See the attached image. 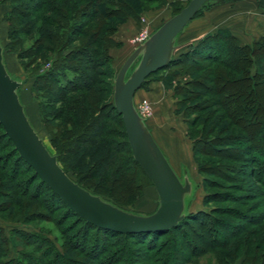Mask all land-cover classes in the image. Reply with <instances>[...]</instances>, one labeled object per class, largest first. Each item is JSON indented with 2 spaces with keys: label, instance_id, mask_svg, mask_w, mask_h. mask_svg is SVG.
Segmentation results:
<instances>
[{
  "label": "trees",
  "instance_id": "obj_1",
  "mask_svg": "<svg viewBox=\"0 0 264 264\" xmlns=\"http://www.w3.org/2000/svg\"><path fill=\"white\" fill-rule=\"evenodd\" d=\"M8 1L3 14L8 40L4 44L0 40L2 55L4 51L14 52L23 68L31 71L30 89L39 99L40 113L47 117V110L54 103L60 104L53 114L62 123L53 132L49 129L58 163L91 193L137 212L125 205L132 204L142 194V188L152 184L132 157L121 116L112 103V81L99 76L113 80L115 73L100 71L109 61V47L115 43L110 36L114 29L111 20L136 17L140 0ZM257 1L264 6V0ZM211 4L206 0L188 21ZM181 6L173 4L171 14ZM178 39L179 35L180 43ZM27 40L29 43H25ZM37 57L49 58V65L36 71ZM170 66L189 75L183 86H175L174 94L184 85L200 86L210 94L200 101L188 102L199 91L185 89L186 95L177 101L183 106L185 135L191 140V155L201 174L203 207L185 210L175 225L161 230L120 232L96 226L77 215L39 178L17 153L0 124V149L4 143L9 146L8 151H0V195L6 180L11 184L20 180L25 186L7 221L32 226L25 230L0 224V264H110L115 258L122 264H183L194 263L205 252L211 253L215 264H264V210L254 211L258 201L247 205L250 199L264 201V35L240 42L226 27L207 30L194 39L183 40L170 60L155 71ZM155 71L147 74L139 87ZM201 156L215 161L207 167L199 160ZM219 159L237 163L229 165ZM9 162L12 166L7 169ZM225 166L235 167L237 180L241 175L248 176L252 187L246 189L239 184L235 188L246 193L234 194L218 180L203 175L208 170L224 178H236L222 170H211ZM18 169L29 171V176L19 179ZM34 179L48 192L44 205L37 187L30 189ZM208 186L219 189L206 190ZM33 199L49 211V218L57 224L61 239L57 247L54 238L30 223L29 205H34L30 203ZM228 200L245 208L209 205ZM58 208H62L61 214L54 219ZM227 214L235 220L222 217ZM69 216L73 218L72 226L62 221ZM74 224L79 228L73 229ZM112 242L118 244L117 251L110 249ZM132 244H137L139 250ZM23 246L30 248L20 249Z\"/></svg>",
  "mask_w": 264,
  "mask_h": 264
},
{
  "label": "water",
  "instance_id": "obj_2",
  "mask_svg": "<svg viewBox=\"0 0 264 264\" xmlns=\"http://www.w3.org/2000/svg\"><path fill=\"white\" fill-rule=\"evenodd\" d=\"M205 1L187 0L132 48L113 76V106L121 116L132 157L157 195V204L149 213L118 207L91 193L65 172L55 153L47 148L29 122L17 93L20 80L7 71L0 43V124L17 153L84 220L115 231L133 232L166 229L184 216L192 181L186 173L179 176L174 171L136 109L133 94L147 74L170 60L174 49L180 45L177 38L181 29Z\"/></svg>",
  "mask_w": 264,
  "mask_h": 264
},
{
  "label": "rangeland",
  "instance_id": "obj_3",
  "mask_svg": "<svg viewBox=\"0 0 264 264\" xmlns=\"http://www.w3.org/2000/svg\"><path fill=\"white\" fill-rule=\"evenodd\" d=\"M210 1L212 4L216 1H225V3L230 4V7L234 9L235 7H237V4L239 3V0H210ZM137 2H138L137 4H141V5H138L139 9L136 14V17L129 16L125 18L124 20H117V19L111 20L114 22V29L111 32L110 36L115 41V43L113 46L109 47L108 49L109 61L107 62V65L105 64V66H101V69L103 70H100V71L109 72L111 70L114 73L118 65L122 61V59L125 57V55L135 46L136 42L134 40V37L138 35L139 33H141L142 30L146 32H150L155 27V25H157L159 22H161L163 19H165L171 14L173 10V4L184 5L187 2V0H140ZM8 5H9L8 0H0V40L2 44L7 42L8 40L7 23L5 19L3 18L4 12L8 9ZM252 6L259 9V11L262 10V12L264 13V6H261L257 0H252ZM211 7L212 6L210 5L208 7L203 8L201 10V14L195 16L192 19H196L200 17L203 14V11L211 9ZM185 35L186 33L183 32V34H181V36L179 37L178 40L181 43L180 45H182L183 37ZM25 43H29V40H27ZM178 49L179 48L175 50L174 52L175 55L179 51ZM3 60H4L7 71L12 76H14L15 78L21 81L18 87V94L24 106V110H25L28 120L30 121V123L32 124V126L34 127L38 135L42 138L47 148L51 152H54V149L51 145L49 129L51 130V132H53L62 123L59 118H54V114H53L54 112H57L56 110L59 108L60 104L54 103L49 108V110H47L48 116L45 117L44 114L40 113L39 111V107H38L39 99L34 97L33 95L34 93L30 89V84L32 80V75L30 74L31 71L28 69V67L23 68V66L19 62L20 60L17 58L14 52L4 51ZM49 60H50L49 58L43 59V58L37 57L35 59V62L36 64L38 63V65L35 70L40 71L43 68L47 67L49 65ZM190 75H193V73H191ZM99 77H100L99 79H102L104 81H110V80L113 81L112 77L108 78L106 75H102V76L100 75ZM188 77H189L188 74L179 72L176 69V66H170V68L168 67L166 69L165 68L159 69L153 72L152 74H150V76L147 78V81L145 82L143 86H140L136 89V92L134 95L135 97L133 101H134V105L136 109H139V104L142 99H145V101L147 102L146 107L142 109L143 112H140V114L144 117V121L146 122V124L150 126L154 134H157L158 130L160 129L161 132L163 131L165 133L166 138L168 139L169 137L166 134L167 131L173 132V133L175 132L177 133V131L180 132L181 139L183 140L182 152L177 151L178 155L176 159L173 158L171 160L174 166L173 168L176 170V173L179 174V176H181L184 172L187 174V176L192 181V192L185 202V210L192 211V210H196V209L203 207L201 204V199H202V195L204 192V188L201 185V174H199V172L197 171L196 162L192 158V155H191V150H190L191 140L185 135V127H186L185 125L186 124H185L184 117H183L184 115L182 113L183 106H180L177 101L179 97L186 95L185 89L186 90L190 89V90H195V91L200 92V94L198 92L195 98L189 99L188 102L200 101V99L210 96V94H208L200 86H196V87L192 86L191 88L185 85L182 90L174 94L175 86L176 85L183 86V84H185L184 83L185 80L188 79ZM150 81L159 82L160 91L159 90L156 91L153 95L154 96L153 98H147L146 96L140 97L138 95V91H139L138 89L145 87ZM100 85H104V83H101ZM109 96H111V94ZM192 115L193 114L191 113L189 114L190 117ZM113 125L115 127H118V125L115 123H113ZM163 127H164V130H163ZM8 149H9V146L4 143L0 151L5 152V151H8ZM206 159L207 158H205V156H201L199 158V160L202 163L209 165L207 167H211L212 165L211 161H215V160H206ZM9 161H12V160L10 159ZM219 161H228V163H230L229 165H234V166L237 163V161L235 160L219 159ZM9 164L7 166L8 167L7 169H9L12 166L11 164L10 165ZM219 168L220 169L211 168V170L215 172L222 170V172H226L228 175H234V176H228V177H236V178H230V179L224 178V176L221 177L217 175L216 173L214 174L213 172H210L208 170L204 171L203 175L209 178L218 180L222 184V187H224V189L229 190L230 192L234 194L235 193L236 194L246 193V190H238L237 188H235L237 187V185L243 184L244 187H246V189H247V186L252 185L251 184L252 180L248 176L241 175L242 177L239 178L241 180L239 179L237 180L238 177L236 175H239V174L235 172V167L234 169H230L227 166L219 167ZM23 171L19 170V172L21 173L17 175L19 179H25L29 176V171L28 172H23ZM67 173L70 175V171H67ZM36 181H37L36 179L32 180L30 189L33 190L35 186L37 187L36 188L37 191L40 192L43 199H45L42 202L44 205L45 202L48 201L47 200L48 192L42 186L36 185L37 183ZM20 183H21L20 180H17L16 182L12 184L9 180H6L3 182L4 186H2V189H1V193L3 194L0 195V224L3 225L4 227H9V225H16V226L22 227L25 230H28V229H31L32 226L19 225L16 222L7 221L11 216L10 211L16 209L17 207L16 201L17 199H19V197H21L19 195V192L23 189V187H25V186H22L23 183L21 184ZM10 189L13 190V193H10L11 191ZM205 189L212 190V189H219V188L208 186ZM6 194H9L10 197L6 196ZM45 195H46V198L44 197ZM156 199H157L156 192L153 186L149 184L142 188V194L137 199H135L132 204L125 205V207L131 210H135L137 212L147 213L154 209L156 205ZM245 199L247 200L248 198H245ZM256 201H258L259 205L257 206V208H255L254 211H261V210L263 211L264 210L263 200L250 199L247 202V205L254 203ZM31 202L34 203L35 205L37 200L33 199L30 201V203ZM217 204L218 205H234L239 208H245L244 205L238 204L231 200L223 201V202H209V205H217ZM34 205H29L30 206L29 208L30 216H31L30 223H32L36 227L35 229H39L41 230V232L43 231L47 232L46 234L50 238H54L55 239L54 242L57 247L59 245V242L61 241L57 224H55L54 221H52V219L49 218L48 216L49 211L46 210V208L40 206L39 203H38V207H35ZM61 211H62V208L61 209L58 208L57 210H55V212L53 213V218L54 219L58 218L59 215L61 214ZM222 217H226L227 219H230V220H235L234 217L228 214L223 215ZM71 219L73 218H71L70 216L67 218H64L62 220L63 224L66 226L68 224L72 226L74 222ZM77 227L79 228V224H76V225L74 224L73 229ZM205 235L208 236V234H205ZM76 240L80 241V238L78 237ZM132 245L133 247H136V249H138L139 247L137 246V244H132ZM117 247H118V244H116L115 242L111 244L110 249L113 251L114 250L117 251ZM29 248L30 246H26V247L23 246L20 249H29ZM185 248H188V247H185ZM9 253L14 255L13 250H10ZM114 254L115 252L113 253V255H111V257H113ZM124 254H126V252ZM70 257L80 259V260L83 259L79 254H75V255L71 254ZM144 263H147V262H144ZM104 264H109V263L104 262ZM110 264H122V262L120 260H117V258H115L114 261ZM183 264H215V260L210 252H205V253L198 255L194 263H192V261L191 262L187 261V262H184Z\"/></svg>",
  "mask_w": 264,
  "mask_h": 264
},
{
  "label": "crops",
  "instance_id": "obj_4",
  "mask_svg": "<svg viewBox=\"0 0 264 264\" xmlns=\"http://www.w3.org/2000/svg\"><path fill=\"white\" fill-rule=\"evenodd\" d=\"M211 6V9L203 11V14L200 17L188 21V23L182 28L179 37L185 32L186 35L183 37L184 41L194 39L203 32L213 30L217 27L228 28L240 40V42H249L259 35H264V13L262 10L259 11V9L252 6V0H239L235 9L231 8L230 4L225 3V1H216L211 4ZM138 90V95L140 97L146 96L147 98H153L154 93L158 90L160 91L159 82L150 81L145 87ZM135 92L136 90L133 94V100ZM147 126L173 168L174 166L171 159H176L178 155L177 151L182 152L183 148V140L181 139L180 132L177 131V133H173L167 131L166 134L169 137L167 139L165 133L163 131L161 132L160 129L157 134H154L150 126L148 124ZM174 171L176 172L175 169Z\"/></svg>",
  "mask_w": 264,
  "mask_h": 264
},
{
  "label": "built area",
  "instance_id": "obj_5",
  "mask_svg": "<svg viewBox=\"0 0 264 264\" xmlns=\"http://www.w3.org/2000/svg\"><path fill=\"white\" fill-rule=\"evenodd\" d=\"M148 33H149V32H146V31L142 30L141 33H139L138 35H136V36L134 37V40H135L136 44L139 43L140 41H142V40L148 35ZM136 44H135V45H136ZM146 105H147V102L145 101V99H142L141 102H140V104H139V109H137L138 112H139V113H140V112H143L142 109L145 108ZM140 115H141V114H140Z\"/></svg>",
  "mask_w": 264,
  "mask_h": 264
}]
</instances>
